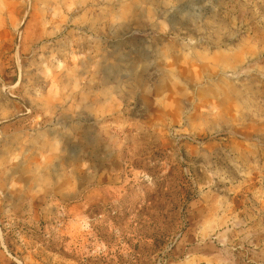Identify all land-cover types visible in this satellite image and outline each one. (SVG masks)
Instances as JSON below:
<instances>
[{
    "label": "rangeland",
    "instance_id": "rangeland-1",
    "mask_svg": "<svg viewBox=\"0 0 264 264\" xmlns=\"http://www.w3.org/2000/svg\"><path fill=\"white\" fill-rule=\"evenodd\" d=\"M0 264H264V0H0Z\"/></svg>",
    "mask_w": 264,
    "mask_h": 264
}]
</instances>
